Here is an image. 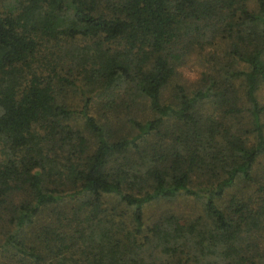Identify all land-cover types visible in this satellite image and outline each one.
<instances>
[{
    "label": "trees",
    "instance_id": "trees-1",
    "mask_svg": "<svg viewBox=\"0 0 264 264\" xmlns=\"http://www.w3.org/2000/svg\"><path fill=\"white\" fill-rule=\"evenodd\" d=\"M262 90L264 0H0V264H264Z\"/></svg>",
    "mask_w": 264,
    "mask_h": 264
},
{
    "label": "rangeland",
    "instance_id": "rangeland-1",
    "mask_svg": "<svg viewBox=\"0 0 264 264\" xmlns=\"http://www.w3.org/2000/svg\"><path fill=\"white\" fill-rule=\"evenodd\" d=\"M192 56H189L187 59V66L186 67H180L178 69V73L176 76V79L180 80L183 84H192L194 80H196L197 76L199 75V71L201 70V66L196 62V60L193 58V60L190 61ZM66 71V69H64ZM261 99L264 102V90L260 92ZM60 96L67 102L68 105H76L77 100H75L76 97L73 92L66 91L65 93L60 94ZM264 121V120H263ZM261 164H264V160H261ZM261 170H259L260 174ZM261 175V174H260ZM259 246L261 247L259 250V255L264 256V231L261 232V235L259 237V240H257Z\"/></svg>",
    "mask_w": 264,
    "mask_h": 264
}]
</instances>
